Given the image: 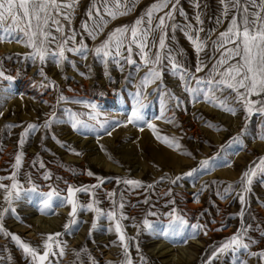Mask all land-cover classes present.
I'll return each mask as SVG.
<instances>
[{
  "label": "rangeland",
  "instance_id": "obj_1",
  "mask_svg": "<svg viewBox=\"0 0 264 264\" xmlns=\"http://www.w3.org/2000/svg\"><path fill=\"white\" fill-rule=\"evenodd\" d=\"M92 2L79 0L71 24L61 18L66 29L82 32L81 24L88 19L86 13ZM155 2L157 0H135L136 7L131 14L118 16L115 20L105 15L104 19L110 22L95 41L83 33L77 36V42L83 38L89 47L99 45L116 27L132 24ZM196 2L200 4L199 9L195 7ZM178 7L187 14V20L179 12L175 14V23L180 25L191 23L195 28L201 27L195 19L197 11L201 13L204 31L199 35L201 39L207 38V44L199 58L207 63V67L195 73L197 54L179 29L172 33L169 28L167 45L184 67L197 77H204L215 62L212 58V41L227 29L231 14L228 19L222 17L223 5L220 0H180ZM217 17L222 19L219 25ZM209 30H212L210 38ZM3 35L0 31V36ZM156 38L158 43V33ZM29 51L14 41L0 42V70L13 78L12 81L0 80V113H3L0 115V177H9L16 171L13 165L15 155L20 151L22 133L30 123L44 124L53 111L52 106L57 103L59 93L81 103L61 102L51 128L40 127L25 137V156L17 178L26 188H30L32 185L27 182L30 173L38 191L23 196L15 203V212L9 210L4 216L7 231L19 235L41 251L49 234L61 233L54 251L58 253L59 247L64 246L66 255L51 256L49 264H93V259L96 264H121L124 249L115 232L114 222H109L106 215L101 214L97 219L96 213L86 208L80 209L78 223L65 229L71 211L70 205L63 203L62 206L67 187L94 185L98 183L96 177H103V185L96 190L100 201L96 206L106 213L112 209L106 193L116 191L118 201L123 193V211L129 219L122 220L121 224L133 264H206L214 247L242 227L246 230L245 241H255L250 251L264 250V176L257 175L253 179L251 191L246 195V205L240 204L235 192L227 195L226 199L217 195L218 192L224 195L229 184L234 186L235 191H240L239 181L243 172L253 161L258 162L259 158L264 157V140L259 139L264 135V118L257 114L246 120L242 106L235 102L234 94L229 91L217 95H221V98L231 95L229 106L237 108L236 115L204 102L202 97L193 103L179 76L168 71L170 65L165 60L163 83L157 81L146 89L143 115L147 122L156 125L161 135L175 137L181 145L180 149L169 148L156 139L146 124L125 126L127 116L136 104L137 86L146 75L147 68L142 67L137 73L135 66L122 62L121 71V67L115 63L109 62L106 67L91 54L85 61L78 55L67 53L77 67L74 69L69 63L57 66L49 58L43 65L47 76L45 80L39 75L41 65L37 62L34 66L31 60L24 59V54ZM133 58L140 63L139 56ZM216 58H219V53H216ZM80 73H85L87 78ZM50 82H55L58 90L54 91L51 86L41 87V84L50 85ZM191 87H196L195 81L191 82ZM163 92L168 96H163ZM173 96L179 100V107H176V99H170ZM84 104L97 105L102 118H108L107 131H111L110 136L104 130L85 132L72 128L71 118L65 109L83 112L85 116L82 118L87 119L89 109ZM162 110L173 123L156 119ZM115 121H120V126H114ZM209 124L213 127H209ZM234 137H239L237 142H233ZM74 152L82 155H75ZM182 153H191V156ZM209 158L215 163L210 170L198 172L194 177L177 181L175 185L170 184L168 179L156 183L165 174L169 179L181 176ZM41 162L43 168L40 167ZM89 170L94 176L87 175ZM49 172L51 179L45 180L44 175ZM119 178L138 179L145 185L155 183V187L133 189L132 186L118 184ZM3 183L10 185L11 180L6 179ZM53 189L58 195H53L52 207L44 209V194ZM169 190L172 193L170 196L165 194ZM77 198L85 205L91 202L88 194L79 193ZM145 199L148 200L147 204L143 203ZM173 199L174 205L170 203ZM3 206V190L0 189V209ZM173 208L177 210L175 214L188 220V226H182L179 222L169 224L167 214ZM242 209L243 220L240 217ZM149 211L158 215L148 216ZM145 218L154 223V230L133 227V224L142 225ZM93 223H96L95 229L91 227ZM194 224L206 228L197 229L194 233L191 227ZM205 230L207 235L204 234ZM242 259H247L248 264H264V260L249 258L244 250L235 255H222L213 264H234V261L239 264ZM0 264L32 262L10 237L0 234Z\"/></svg>",
  "mask_w": 264,
  "mask_h": 264
},
{
  "label": "snow or ice",
  "instance_id": "obj_2",
  "mask_svg": "<svg viewBox=\"0 0 264 264\" xmlns=\"http://www.w3.org/2000/svg\"><path fill=\"white\" fill-rule=\"evenodd\" d=\"M220 3L223 5L222 17L228 19L231 14V19L229 20L227 29L221 32L216 40L212 41V58L215 62L204 77H197L195 75V73H199L207 67V63L199 58L200 53L204 51L207 44V38L201 39L199 35V33L204 31L202 27L204 21L201 19V13L197 11L195 19L201 27L195 28L191 23H186L185 25L175 23V14L177 12L187 20V14L178 7L180 0H157V2L148 6L132 24L116 27L107 35L106 39L95 47H89L83 38L77 42V36H82L83 33H86L88 37L95 41L104 32V29L110 22L104 19V16L107 15L112 20H115L118 16L131 14L136 7L135 0H93L92 5L86 13L88 19L81 24L82 32H77L73 28L66 29L65 25L61 23V18H63L71 24L79 0H69V2H64V0H0V31L4 33L3 36H0V42L14 41L30 49L29 52L24 54V59L26 61L31 60L34 66L38 62L41 65L39 75L44 77L45 80H47V76L43 71V65H45L49 58L54 60L57 66L69 63L74 69L77 67L76 62L70 60L67 53L78 55L81 60L85 61L91 54L94 59L100 60L106 67L109 62L115 63L121 67V71H123L122 62L135 66L137 73L141 71L142 67L147 68L146 75L141 78L140 84L137 86L139 90L135 93L136 104L133 106L131 114L127 116L125 126L127 124H146L147 128L152 130L157 140L163 142L169 148L180 149L181 145L175 137L169 138L161 135L156 125L147 122L143 115V101L147 95L146 89L150 84L157 81L163 83L164 68L166 67L164 65L165 60L170 65L168 71L172 75L179 76L180 81L184 84L185 91L189 93L193 103L202 97L204 102H208L225 112L236 115L237 108L229 106V101L232 98L231 95L221 98L223 93L229 91L234 94L235 102L242 106L246 113V120L257 114L264 118V0H220ZM195 7L199 9L200 4L196 2ZM159 13H163V15H158ZM216 22L218 25L221 24V17H217ZM169 28L172 33H175L177 29L182 31L194 47L198 58L195 73L184 67L172 54V49L167 45ZM157 33L159 34L158 43L156 38ZM211 35L212 30H209L208 38ZM154 49L155 51H153ZM216 53H219L218 59L216 58ZM134 56H139L140 63H137L133 58ZM80 75L87 78L85 73H80ZM12 79L11 76L5 75L4 71L0 70V80L12 81ZM192 81L196 83L195 88L191 87ZM49 86L54 91L58 90L55 82H50V85L41 84L42 88ZM69 91H73V89H69ZM157 91L161 90L157 89ZM163 96H168V93L163 92ZM252 97H256V99H252ZM170 99H176V107H179V100L177 98L173 96ZM61 102L65 104L81 103L79 100H72L64 96L62 92L59 93L57 103L52 106L53 111L46 118L44 124L41 126L30 123L22 133L19 140L20 151L15 155V163L13 165L16 171L12 172L9 177H0V189L3 190L4 205L0 209V234L10 237L31 258L32 264H49L51 256L59 255L63 257L66 255L64 246L59 247L58 253L54 251V247L58 246L57 238L61 233L49 234L41 251L22 240L19 235L7 231L4 227L3 218L9 210L15 212L14 205L23 196L38 191L30 173L27 176V182L32 185L30 188H26L17 178L25 156L23 151L25 137L30 132L38 131L40 127L45 129L51 128L56 121V111ZM83 106L89 109L87 119L82 118L85 116L83 112H73L71 109H65L71 118L72 128L85 132L104 130L110 136L112 134L111 131H107V126L110 122L106 116L102 118V113L97 109V105L84 104ZM2 114L0 113V115ZM156 119H164L166 123L174 122L172 119L165 117L164 110L161 111L160 116ZM89 121L94 123H89ZM120 123V121H115L114 126H120ZM208 126L213 127L211 124ZM140 130L143 131V127ZM238 139L239 137H234L233 142H237ZM259 139L264 140V135H261ZM74 154L82 155L80 152H74ZM182 154L191 156V153ZM40 167H44L43 162L40 163ZM214 167L215 163L211 158L205 159L199 163L197 168H192L181 176L169 179L167 174H165L156 183L168 179L170 184L175 185L177 181L194 177L198 172L210 170ZM87 175L92 177L94 173L89 170ZM257 175L264 176V157L259 158L258 162L253 161V164L243 172L239 181L240 191H235L234 186L229 184L225 189L224 195H221L219 192L217 195L221 196L222 199H226L227 195L235 192L240 204L246 205V195L251 191L253 179ZM6 179L11 180L10 185L3 183ZM44 179H51V173H46ZM96 179L98 183L94 185L67 187V196L62 202V206L63 203L70 205L71 211L69 213L70 220L65 225V229L68 230L71 226L78 223V212L80 209L86 208L96 213L97 219H99L101 214L106 215L109 222H114L115 232L124 249V259L121 261V264H133L129 244L127 243L124 228L121 224L122 220L129 219L123 211L125 208L123 193L120 194V200L118 201L116 199V191L107 192L106 195L111 201L112 209L103 213L96 206L100 203L97 199L96 190L103 185L104 178L96 177ZM117 183L132 186L133 189L144 187L153 189L155 187V183L145 185L141 180L129 178H119ZM201 190L203 191L204 189L202 188ZM79 193L90 195L91 202L86 205L80 203L77 198V194ZM54 194L58 195L55 189L44 194L46 197L42 203L44 209L52 207ZM165 194L172 195L171 190ZM195 202L199 201L196 200ZM143 203L147 204L148 200L145 199ZM170 203L174 205L175 200H171ZM176 211L173 208L167 214L169 224L179 222L182 226H188V220L183 216L175 214ZM147 215L156 216L158 213L149 211ZM240 217L243 220V209L240 212ZM91 227L95 229L96 223H93ZM133 227L152 231L154 230V223L145 218L142 225L133 224ZM191 227L194 233L197 229L206 228V226L200 224H194ZM204 234L207 235L206 230ZM137 235H139V231ZM245 237L246 230L242 227L239 232L227 238L218 247H214L212 255L206 264H213V261L219 259L222 255H235L241 250H244L249 258L256 257L258 260H264V250L260 252L250 251L251 244L255 243V241L246 242ZM76 255L79 256L80 253L77 252ZM141 259L143 261V257ZM93 264H96L94 259ZM239 264H248V261L247 259H242L239 261Z\"/></svg>",
  "mask_w": 264,
  "mask_h": 264
}]
</instances>
